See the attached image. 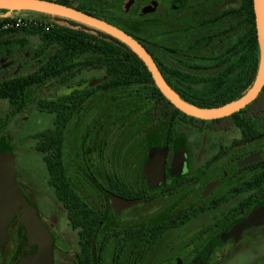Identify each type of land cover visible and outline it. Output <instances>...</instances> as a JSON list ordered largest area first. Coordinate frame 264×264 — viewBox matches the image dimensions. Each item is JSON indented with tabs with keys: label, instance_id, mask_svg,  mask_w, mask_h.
<instances>
[{
	"label": "flooded vegetation",
	"instance_id": "1",
	"mask_svg": "<svg viewBox=\"0 0 264 264\" xmlns=\"http://www.w3.org/2000/svg\"><path fill=\"white\" fill-rule=\"evenodd\" d=\"M54 1L97 17L114 16L133 31L141 26L133 29L131 21L151 23L153 40H138L170 86L191 103L218 106L238 99L254 83L259 48L253 7L247 10L244 0ZM146 4L153 10L146 11ZM192 33H202V55L180 56L197 44ZM14 44L3 46L10 50ZM78 60L88 63L62 70L40 86L50 93L39 99H61L57 108L33 104L50 117L40 130L64 125V145L70 131L85 123L71 167L65 165L64 152L63 169L52 170L38 151L43 170L18 169L11 152L16 184L50 238L51 264H202V253L213 241L264 205V83L252 100L228 115L153 119L145 114L148 122L141 111L154 110L160 90L153 80L137 84L153 103L137 114L133 138L127 139L132 132L119 123L111 142L112 107L94 104L93 87L102 74L98 67L95 73L89 57L67 61ZM4 69L0 81L18 76ZM30 89L17 113L7 98H0L8 104L0 116V138L8 139L3 130L15 115L29 110ZM78 92L87 97L75 106L72 96ZM138 139V151H129L126 141ZM21 216L15 213L6 224L0 264H34L38 244ZM203 264H264V220L232 230L209 250Z\"/></svg>",
	"mask_w": 264,
	"mask_h": 264
},
{
	"label": "trees",
	"instance_id": "2",
	"mask_svg": "<svg viewBox=\"0 0 264 264\" xmlns=\"http://www.w3.org/2000/svg\"><path fill=\"white\" fill-rule=\"evenodd\" d=\"M56 2L70 5V3L63 1ZM244 3L246 9L252 12V0H244ZM77 9L99 16L81 7H77ZM1 12H5V10L0 9ZM22 13L38 20L35 23L31 21L19 28L9 27L0 29V43L8 46L13 43L23 46L27 43L23 37L11 38L8 35L15 32L35 35L39 39L40 44L34 50L32 56L39 57L41 60L33 71L0 81V98H7L9 100L11 107L14 108V113L21 110L28 88L40 87L44 81L53 79L62 70L69 72L74 66H86L88 60H78L70 63L67 61L82 57L91 58L93 63L99 68L102 77L98 79L99 82L93 87L94 96L100 97L101 105L109 104L112 107L110 109L112 114H119L124 111L126 113H137L139 109L145 108H139L138 100L133 103L123 101L126 97H122L120 93L116 92L120 88H132L134 85L152 81L150 73L142 60L129 47L102 31L59 16L54 17L65 20L73 25L52 23L49 29L45 30V23H49V20L53 18L51 15L28 10H22ZM102 18L124 29L144 43L149 44L156 35V31H154L149 22H143L139 30L133 31L116 21L114 16L104 15ZM10 20L9 17H0V25ZM191 40L197 44L184 49L185 52L182 51L180 56L186 55V53L191 56L202 55L201 46L199 45L202 42V33H192ZM149 47L151 48V46ZM154 88L156 89V87ZM72 97L76 106L87 97V93L78 92L77 94H73ZM64 98L62 97V99ZM182 98L193 102L190 98ZM60 100L42 101L39 97H36L34 98V104L39 106L45 103L49 109L53 110L60 104ZM196 104L201 105L199 103ZM154 106L153 111L152 109L147 110V114H152L153 119H167V116L172 114L174 116L192 117L175 108L160 92L157 103ZM64 130V125L60 127L56 123L52 127H47L31 134L36 139L34 148L42 153L44 162L52 170L63 169ZM1 132L0 125V137H2ZM2 139L0 138V140ZM7 150H10V144L7 141L0 143V151Z\"/></svg>",
	"mask_w": 264,
	"mask_h": 264
},
{
	"label": "water",
	"instance_id": "3",
	"mask_svg": "<svg viewBox=\"0 0 264 264\" xmlns=\"http://www.w3.org/2000/svg\"><path fill=\"white\" fill-rule=\"evenodd\" d=\"M129 6V1L125 4ZM255 18L256 38L259 48V62L253 85L238 99L218 106L202 107L186 101L170 86L160 72L152 55L142 43L124 29L109 21L77 9L76 7L56 2L54 0H0V9L5 12L19 10L36 11L53 16L73 20L93 29L102 31L129 47L144 63L152 80L162 95L178 110L186 115L211 119L228 115L252 100L264 83V0H252ZM153 6L146 4V11L153 10ZM130 203L126 201V204ZM15 213H22L21 223L28 228V235L38 244L34 264H51L50 238L46 234L37 216L29 210L27 202L15 181V165L11 150L0 151V242L6 238L5 227ZM264 220V205L254 210L248 217L226 231L221 237L213 241L202 253V264L209 250L232 230L239 231L244 226L256 225Z\"/></svg>",
	"mask_w": 264,
	"mask_h": 264
},
{
	"label": "rangeland",
	"instance_id": "4",
	"mask_svg": "<svg viewBox=\"0 0 264 264\" xmlns=\"http://www.w3.org/2000/svg\"><path fill=\"white\" fill-rule=\"evenodd\" d=\"M2 14L5 12H1ZM0 13V14H1ZM131 20V19H130ZM50 24L52 23H58V24H64V25H73L65 20L59 19V18H51ZM143 22L145 21H138V22H133L131 21L130 27L133 29H137L136 25L138 28L140 26L142 27ZM8 37H14V38H19L23 37L27 43L23 46V48H19L18 45H15L14 47H10L6 49L2 44L0 43V67L3 66L5 70L8 72L7 75H20V74H26L27 72L33 71L34 69L37 68L39 65L38 61L32 60L31 57L32 54L34 53V50L37 48V46L40 44L39 39L35 35H30V34H23V33H11L8 35ZM8 46V45H7ZM13 46V45H10ZM2 59V60H1ZM95 73L97 74L98 68L97 66L94 67ZM144 87H141L140 85L134 86V88H130L128 90H118L116 92L120 93V96L126 97L124 98L123 101L126 102H131L133 103L134 101L139 103V108L140 107H145V106H150L153 103V98L144 95L143 89ZM50 93V88H42V87H33L30 89V96L32 103H30V108L27 111V113H22V115H15L13 121H11L6 129L3 131L4 136H6L8 139L3 138L0 140V143L3 142H9L10 143V150L13 153V156L15 158L16 162V167L18 169H24V168H31L36 171L38 170H43L44 169V163L41 158V154L34 148V143L35 140L32 137H28V134H31L37 130H40L41 128L45 127L48 125L49 122V116H45L42 113H39L33 106V99L32 96L35 98L41 97L45 94ZM100 97H95L94 98V104L95 106H101L100 103ZM104 106V105H102ZM134 108V107H133ZM8 111V104L6 100H0V116H3L6 112ZM142 112V118L146 120L145 114L147 115V110L141 111ZM140 114V109L136 113H125L124 115H119V114H112L111 113V142H115L117 138V134L119 133L118 125L121 123L122 126H125V131L126 132H132V134H129L130 136L127 137V139L133 138V133H134V127L135 125L133 124L136 121V116L137 114ZM113 115H116L115 117ZM119 115V116H118ZM87 119V116L85 117ZM147 121V120H146ZM148 122V121H147ZM85 123L81 124L78 123V125L70 131L69 133V140L68 142L64 145V152L66 153L65 155L67 158L65 159V165L67 168L71 167V164L73 162L72 156L75 150L78 148V143H80L81 138L83 137V134L85 132ZM133 129V130H132ZM114 136H116L114 138ZM113 137V138H112ZM9 140V141H8ZM136 141V142H135ZM132 140L126 141V146H129V151L132 152H137L135 150L136 146L138 147V143L141 144V140ZM138 142V143H137ZM130 143V144H129ZM93 144L90 142L88 146ZM86 146V145H85ZM115 145H111L110 148Z\"/></svg>",
	"mask_w": 264,
	"mask_h": 264
},
{
	"label": "built area",
	"instance_id": "5",
	"mask_svg": "<svg viewBox=\"0 0 264 264\" xmlns=\"http://www.w3.org/2000/svg\"><path fill=\"white\" fill-rule=\"evenodd\" d=\"M0 17H9L11 20L4 22L0 25V29H6V28H19L21 26L26 25L29 22H36L38 19L26 16L25 14L22 13V10L19 11H13V12H5V13H1ZM51 17L54 18L53 15H51ZM50 26V22L49 23H45L44 29L48 30Z\"/></svg>",
	"mask_w": 264,
	"mask_h": 264
}]
</instances>
